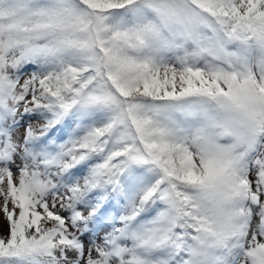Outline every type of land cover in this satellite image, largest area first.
Segmentation results:
<instances>
[{"label": "snow or ice", "instance_id": "snow-or-ice-1", "mask_svg": "<svg viewBox=\"0 0 264 264\" xmlns=\"http://www.w3.org/2000/svg\"><path fill=\"white\" fill-rule=\"evenodd\" d=\"M0 215V264H264V0H0Z\"/></svg>", "mask_w": 264, "mask_h": 264}, {"label": "rangeland", "instance_id": "rangeland-1", "mask_svg": "<svg viewBox=\"0 0 264 264\" xmlns=\"http://www.w3.org/2000/svg\"><path fill=\"white\" fill-rule=\"evenodd\" d=\"M21 132H23V129H20ZM3 224L2 215H0V225ZM6 232V228H0V233Z\"/></svg>", "mask_w": 264, "mask_h": 264}]
</instances>
